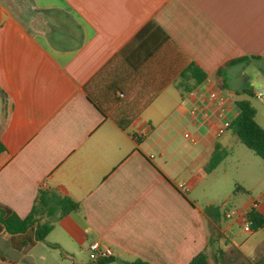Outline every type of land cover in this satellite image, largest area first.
I'll use <instances>...</instances> for the list:
<instances>
[{
	"label": "crops",
	"instance_id": "0c3cea01",
	"mask_svg": "<svg viewBox=\"0 0 264 264\" xmlns=\"http://www.w3.org/2000/svg\"><path fill=\"white\" fill-rule=\"evenodd\" d=\"M262 60L264 0H0V208L25 218L41 194L48 204L25 232L0 221V264H88L94 240L114 252L96 264L264 255L260 242L222 247L232 223L209 196L234 190L216 172L243 143L218 129L238 114L232 95L259 97L245 76ZM190 63L200 83L184 76ZM124 108L126 130L114 119ZM217 145L229 153L207 171ZM67 198L79 208L61 215Z\"/></svg>",
	"mask_w": 264,
	"mask_h": 264
},
{
	"label": "trees",
	"instance_id": "16d2710c",
	"mask_svg": "<svg viewBox=\"0 0 264 264\" xmlns=\"http://www.w3.org/2000/svg\"><path fill=\"white\" fill-rule=\"evenodd\" d=\"M238 60L244 59H234L229 63L236 62ZM196 70H200L201 75H197ZM187 72H190L196 83H200L203 81L207 74L204 71H201L194 63H190L188 68L186 69L184 76ZM102 74V73H101ZM101 74L97 75L92 82L97 83ZM245 94L248 96H254V93L251 90H245ZM95 103L93 100H91ZM238 108V114L235 118H233L229 124L228 130L231 133L238 137L241 143L247 146L249 149L253 150L258 156L264 159V128L258 123L256 119V108L252 105L251 101L248 98L238 99L235 102ZM103 114H106V111L99 105L95 104ZM133 115L128 112L127 109H122L119 114L114 116V119L117 125L126 130L131 122ZM3 150V147L0 144V151ZM229 153L228 149L223 148L220 145H217L211 160L209 161L206 170H213ZM243 191V187L237 185L235 189V194ZM41 199V204L35 205L31 213L25 217L21 218L16 213H14L10 209L0 208V221L5 225L7 231L9 233H21L25 232L30 228L36 221L35 216L41 211L45 210L46 206H48L45 196L41 194L39 196V200ZM79 208L78 202H75L71 198H67L62 205V213L61 215H65L70 210H77ZM217 209V207H215ZM246 218L248 221H251V230L257 231L264 228V215L263 213L256 207V205H251V207L246 212ZM52 229V225L49 223L39 224L36 229V237L38 240H44L47 234ZM52 247H58L56 244H52ZM124 264H151L146 261L137 259L135 261H125ZM188 264H209V257L206 251H203L197 254ZM233 264H264V255L260 256L257 259L250 258H241L237 259Z\"/></svg>",
	"mask_w": 264,
	"mask_h": 264
},
{
	"label": "rangeland",
	"instance_id": "374dc122",
	"mask_svg": "<svg viewBox=\"0 0 264 264\" xmlns=\"http://www.w3.org/2000/svg\"><path fill=\"white\" fill-rule=\"evenodd\" d=\"M259 67L264 68V60L259 61L254 70L248 71L246 77L247 81L251 83L252 80L259 82V87L256 89L260 90L264 94V71L259 69ZM233 99L249 98L253 106L257 105L260 112L264 109L262 104H264V96L259 98L256 96H247L241 94L232 95ZM240 149L236 148L233 154L226 159L220 168L217 170L216 175L222 176V183L225 185L227 182L234 184V190L236 184H239L243 187L242 193L234 194L232 189L229 193V199H226V189L219 186L215 190L209 192L210 198H214L218 205L221 206V211L224 213L225 210H240L244 206V202L249 200H254V203L262 204L264 198V160L260 158L253 150L249 149L244 144H240ZM226 174V175H225ZM206 198V196H204ZM226 203L225 207L222 205ZM235 217L227 218V222L232 223L231 227V237L227 238V241L221 242L222 247L228 246L233 249L234 245L236 246H247L249 244L257 245L258 242L264 246V229L258 232L257 236L255 232H248L244 228V223L239 221L232 222ZM223 222H225L224 218ZM232 242V243H231ZM214 247L212 251H214ZM212 254V252H211ZM211 260L214 259L211 255Z\"/></svg>",
	"mask_w": 264,
	"mask_h": 264
},
{
	"label": "built area",
	"instance_id": "2783aa9c",
	"mask_svg": "<svg viewBox=\"0 0 264 264\" xmlns=\"http://www.w3.org/2000/svg\"><path fill=\"white\" fill-rule=\"evenodd\" d=\"M259 97H263L264 94L262 92L258 93ZM209 98L211 100H224L225 97L223 94H220L219 91L213 90L209 92ZM193 115L201 114L204 117H209L210 116V111L207 107H204L201 104H194V106L191 109ZM231 120H226L224 124L218 129L219 134H222L226 129H228L229 124ZM264 201V198H263ZM256 205V203H255ZM226 206V203L223 204V207ZM257 207V206H256ZM225 217L226 218H232L238 216L240 213L236 209L232 210H225ZM264 215V214H263ZM242 223H244V228L246 231H252L251 230V221H248L246 218V213L243 214L242 217ZM88 251H89V262L88 264H96L101 261H105L113 257L114 252L113 249L107 245L106 243H103L98 240L92 241L89 246H88Z\"/></svg>",
	"mask_w": 264,
	"mask_h": 264
}]
</instances>
